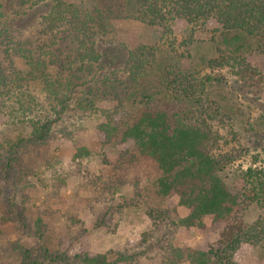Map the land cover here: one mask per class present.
Listing matches in <instances>:
<instances>
[{
	"label": "trees",
	"instance_id": "trees-1",
	"mask_svg": "<svg viewBox=\"0 0 264 264\" xmlns=\"http://www.w3.org/2000/svg\"><path fill=\"white\" fill-rule=\"evenodd\" d=\"M40 7L46 11L36 15ZM121 18L166 31L176 18L192 26L214 18L228 49L207 64L213 68L234 61L243 79L255 73L244 53L254 44L264 52V0H0V114L9 118L13 131L2 141L11 154L7 164L10 168L25 150L59 134L69 136L66 127L55 129L69 111L79 118L102 111L98 148L81 145L75 154H100L101 187L124 190L123 207L145 206L156 231L169 228L162 237L168 233L172 238L177 227L219 230V239L206 245L181 246L172 238L161 255L163 264H234L243 244L264 242V165L254 159L241 167L239 182L230 186L223 173L234 156L221 147L212 125L220 108L207 93L218 78L162 67L155 48L145 44L122 58L109 56L100 40L109 33V21ZM32 19V28L24 30V21ZM38 91L48 94L49 108L39 101ZM105 101L115 103L112 110L98 107ZM253 210L258 215L250 221ZM37 225L42 236V218ZM17 248L20 264H118L132 256L71 253L44 241Z\"/></svg>",
	"mask_w": 264,
	"mask_h": 264
},
{
	"label": "rangeland",
	"instance_id": "rangeland-1",
	"mask_svg": "<svg viewBox=\"0 0 264 264\" xmlns=\"http://www.w3.org/2000/svg\"><path fill=\"white\" fill-rule=\"evenodd\" d=\"M45 11L46 7L35 10L36 15ZM32 22L33 19L24 21L23 29L29 31ZM171 29L166 31L162 26L133 19L111 20L109 33L100 40L101 50L122 58L128 49L145 44L155 48L156 60L162 67L208 73L218 78L208 86L207 93L220 108V117L212 120V125L218 132L221 147L231 150L234 156V163L223 173L234 187L239 182L236 175L241 167H247L254 159L264 165V52L254 44L244 53L255 73L249 72L243 79L237 74L240 66L232 64L234 61L213 68L207 64L221 50L228 49L224 30L216 19L192 26L185 19L176 18ZM16 63L27 70L22 61ZM38 94L42 105L49 108L48 94L39 91ZM114 104L99 102L98 107L110 111ZM101 114L102 111L82 113L79 118L76 112L69 111L63 125L55 126L57 130L66 127L69 136L59 134L39 147L25 150L10 168L7 162L11 154L2 141L12 137L13 131L9 118L0 114V264H20L17 246H38L43 241L53 249L71 253L83 251L92 255L113 251L132 255L118 264H163L161 255L172 238L181 246L206 245L219 239V230L201 232L184 227H177L172 238L168 233L162 237L169 228L156 231L145 206L123 207L124 190L106 191L101 187L100 154L93 150L90 155L75 156L81 145L98 148L97 125L104 121ZM125 190L130 191L131 186ZM172 199L177 203L178 196ZM183 211L180 207V212ZM257 215L258 211L253 210L248 219L253 221ZM39 218L45 230L42 236L36 233L40 228ZM144 233L146 241L142 243ZM109 259L114 260L115 255ZM234 264H264V242L257 246L243 244L235 253Z\"/></svg>",
	"mask_w": 264,
	"mask_h": 264
}]
</instances>
